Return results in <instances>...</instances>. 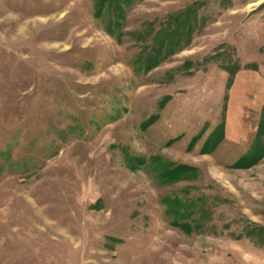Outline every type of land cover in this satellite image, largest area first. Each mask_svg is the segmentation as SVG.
<instances>
[{
    "label": "rangeland",
    "instance_id": "rangeland-1",
    "mask_svg": "<svg viewBox=\"0 0 264 264\" xmlns=\"http://www.w3.org/2000/svg\"><path fill=\"white\" fill-rule=\"evenodd\" d=\"M263 146L264 0H0V264H264Z\"/></svg>",
    "mask_w": 264,
    "mask_h": 264
},
{
    "label": "trees",
    "instance_id": "trees-1",
    "mask_svg": "<svg viewBox=\"0 0 264 264\" xmlns=\"http://www.w3.org/2000/svg\"><path fill=\"white\" fill-rule=\"evenodd\" d=\"M263 149H264V146H263ZM245 158L248 159L247 160L248 162H255L258 158V155H256V156L253 155L252 151H251L248 154H246ZM241 162L244 163L243 160H241ZM189 170L194 171L195 168L190 166V165L188 166L185 164H174L172 162H167V166L164 168L163 173L161 175H159V177L161 178V176H162L163 181H165V180L175 181V180L181 179L182 178L181 174L189 172ZM183 227L189 228L188 225H184Z\"/></svg>",
    "mask_w": 264,
    "mask_h": 264
}]
</instances>
